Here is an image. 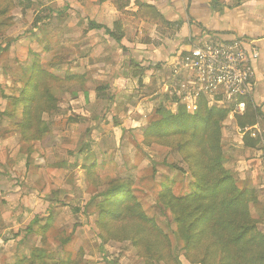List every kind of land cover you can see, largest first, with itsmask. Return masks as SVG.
I'll return each instance as SVG.
<instances>
[{"label":"crops","instance_id":"0c3cea01","mask_svg":"<svg viewBox=\"0 0 264 264\" xmlns=\"http://www.w3.org/2000/svg\"><path fill=\"white\" fill-rule=\"evenodd\" d=\"M114 1L117 0L19 3L22 13L32 15L29 25L36 16L40 18L17 42V46L27 45L26 55L16 50L13 59L17 62L9 65L1 59L0 84L3 80L12 83L13 95H18L36 59L44 71L61 72L59 79L74 78L62 85L65 90L58 96L57 112L44 117L47 121L53 117L54 123H48L50 133L39 141L21 139L15 127L17 120L3 115L8 103L0 97V264H48L50 254L42 250L49 238L59 242L63 255L59 258L55 253V262L68 260V256L64 257L68 246L81 240L72 237L67 242L60 227H51L55 219L60 222L67 209L75 211L72 207L78 195L74 189L68 191L66 169L83 173L87 166L97 168L104 161L109 164V147L122 154L135 152L141 146L146 122L158 118L159 106L177 105L164 93L170 84L171 65L200 40L243 39L259 50L250 99L256 124L246 129L260 143L256 148H247L240 136L238 145L251 160L231 158L229 162L226 156L223 160L229 172L239 171V180L246 174L257 192L264 188V0H128L124 11H119ZM89 22L106 28L111 35L88 29ZM72 32L76 33L71 35ZM78 36L84 37L83 43L74 42ZM58 39H64L60 46L65 47L52 46ZM43 56L51 59L44 64ZM19 58L25 59L18 62ZM72 85L73 93L68 89ZM70 117L75 118L73 126ZM230 126L242 135L236 124ZM225 131L229 130L223 128ZM113 135L118 138L116 143L112 142ZM82 140L90 144L85 152ZM78 147L81 152L76 156ZM82 183L85 187L90 184L87 179ZM257 192L261 201L264 192ZM30 239L36 240L34 246L27 244Z\"/></svg>","mask_w":264,"mask_h":264},{"label":"rangeland","instance_id":"374dc122","mask_svg":"<svg viewBox=\"0 0 264 264\" xmlns=\"http://www.w3.org/2000/svg\"><path fill=\"white\" fill-rule=\"evenodd\" d=\"M20 1L0 0V65L2 64L1 59L6 60L3 64L8 65L16 61L15 58L13 59L17 55L16 50L21 55H26L27 45L18 44L17 46V42L32 30L33 24L29 25L32 15L27 17L28 13L24 11L22 13ZM78 30L79 28L76 32ZM76 32H72L71 35ZM83 38L78 36L74 42L76 43L78 40L82 42ZM60 42H64V39H58L52 46L55 49L65 47L60 46ZM45 43L49 44L48 41H42V44ZM75 43L72 41L73 46ZM89 51L90 48L86 53L87 60H89ZM11 53L14 55L11 56ZM68 58L67 55L66 60ZM24 59L19 58L18 62ZM49 59L51 58L48 56L42 57L44 64ZM54 74H57L55 77L62 75L58 71H54ZM68 89H71L72 93L74 92L73 85ZM51 90L55 98L58 99L59 94L63 93L65 89L62 84L51 82ZM4 92L7 96L4 95ZM14 93L13 84L3 80L0 84V97L9 103L5 97L17 96L13 95ZM168 104L166 107L175 113L177 105ZM7 106L9 107V104ZM160 107H164V105L161 104ZM57 110L58 104L56 111L51 115L53 116ZM43 119L50 125L54 120L53 117L49 121L46 118ZM75 122V118L70 117L69 123L72 126ZM149 123L150 121L146 122V126ZM230 124L235 125L236 122L226 118L221 124L222 157L226 156L228 161L231 158L232 160L241 158L244 162H248L251 158L238 145L239 139L243 138L246 131L245 129L239 130L242 134L239 135L238 131L234 130ZM223 128L229 131L223 132ZM249 135L251 139H256L251 136V131H249ZM117 140L118 138L113 135L112 142L116 143ZM119 140L121 141L123 138ZM188 140H191V133L174 139H162L161 142H142L141 140V146L136 147L135 152L130 151L132 153L125 152L124 154L121 151H113L112 147H109L111 156L109 164L106 165V161H104L102 166L98 165L96 168L94 163L93 167L89 163L91 166L83 169L84 174L78 173L79 171L75 173L72 168L66 169L64 177L68 181V191L74 189L73 193L76 194V197L78 195L74 202L76 206L72 207L75 211L71 212V209H67L63 217L58 219L60 222L57 223L55 219L52 221L51 227H56V229L60 227L61 231L59 232L63 233L67 242L72 237L81 240V242L78 241L68 246V253L64 257L68 256L66 259L71 260L74 264H81L82 260L83 264H257L258 260L256 259L260 256L264 257V197L258 201L255 195L257 190L251 185L250 176L245 174L244 179L239 180V171L235 172L236 170L231 169L232 171L228 173H230L232 181L236 183V189L239 192L246 191L249 194L246 196L247 200L251 198L250 192H253L252 198L255 195L253 203L243 205L239 212L236 210L221 211V201L232 195L231 189L227 186L216 197H208L201 202L199 198L192 203L186 202L184 197L193 194L194 191L200 196L204 192L203 187H207V185L205 186L206 182L211 187L218 181L222 173L220 171L209 173L211 175L209 179H205V174L201 173L205 172L209 160L213 161L215 156L214 145L218 136L212 129L200 133L187 146ZM87 142L82 140L83 152L90 145ZM184 145L186 148H183ZM79 147L75 151L76 156L81 152L78 150ZM73 156L74 153L71 157ZM115 157H117L116 160ZM189 159H194V165L197 166L192 168L188 163ZM85 179L90 183L87 187L82 183ZM117 185L129 190L134 195L140 204V210L148 218V223H141L135 218L136 216H123L105 224L104 229L99 228L97 204L103 200V193ZM258 192L260 195L264 192V188ZM180 198L183 199L178 201L177 199ZM207 207L212 208L214 220L222 223L227 220L231 222V225L225 227L226 225L222 224L216 233H213L212 226L208 225L211 222L203 226L197 225L196 219L201 213L206 212ZM110 209L114 210V207L111 206ZM183 209L185 211L196 209V212L193 216L184 219L180 213ZM237 215H241L239 221ZM241 226H250L247 227L248 234L241 243L234 245L231 243V238L242 230ZM106 227H108L107 233ZM186 227L192 228L187 231ZM75 232H78L77 238L74 236ZM52 233L51 235L54 234ZM108 235L110 239H106ZM122 237H125V240H120ZM34 238L40 237L34 236ZM30 242L34 246L36 240L30 239L27 244L30 245ZM44 243L45 249L42 251L50 254L46 263L54 264L55 253L59 258L63 256L59 252V242L55 238H49ZM79 243L82 246H79ZM40 246L42 247V245ZM212 250L213 254L210 255Z\"/></svg>","mask_w":264,"mask_h":264},{"label":"trees","instance_id":"16d2710c","mask_svg":"<svg viewBox=\"0 0 264 264\" xmlns=\"http://www.w3.org/2000/svg\"><path fill=\"white\" fill-rule=\"evenodd\" d=\"M116 8L119 11H124L128 4V0H117L114 1ZM39 22V18L36 16L33 21V26ZM88 29L102 30L104 33L111 35V33L104 27L96 25L94 23H88ZM74 76H66L65 79H59L47 71H44L38 64V59L33 62V66L25 75V79L22 83V87L17 96L5 97L8 99L9 107L3 113V115L9 119L17 120L15 127L21 136L23 141L34 142L41 140L44 136L50 133V125L44 121L45 115H51L57 109L58 99L52 94L51 82H58L59 84H64L70 81ZM246 109L242 116H236L235 122L237 127L243 131L246 128L253 127L256 124V119L254 112L252 110V105L250 99L245 100ZM195 110L192 112H187L185 108L178 105L176 112H171L170 109L165 107H160L156 110L158 118L151 120L150 123L145 127L142 133V142L159 141L162 139H174L178 136H184L191 133V140L195 139L200 133H205L207 130L212 129L214 133L218 136V140L215 142V156L213 161L209 160V163L205 167V179L210 178V174L215 171L222 172L220 178L211 187L206 182L203 187L204 192L201 195H197L194 191L193 194L188 195L185 198L186 202H195L199 198V201L206 200L208 197H216L220 194L224 187H229L232 191V195L221 201L220 209L224 212H230L236 210L239 212L241 207L244 205H249L255 201V195L250 192L251 198L246 199L249 194L246 191H238L236 189V183L232 181V177L229 171L224 167V160L221 153L220 146V133L222 129V122L225 120L229 114L226 109L209 107L207 101L204 98H200L196 104ZM191 140L186 142L188 146ZM243 144L247 148H256L260 143L259 139H251L249 132H246L242 138ZM186 145L183 148H186ZM213 149L212 147H210ZM188 163L193 168L194 159H189ZM195 163H197L195 161ZM198 163V167H199ZM197 166V165H196ZM199 175V174H198ZM205 183V181H204ZM103 200L97 204V209L99 211L97 223L103 227L108 222H113L118 217H134L138 219L141 223H148L149 220L146 215L140 210V204L136 201L133 194L129 190L124 189L121 186H114L108 191L103 193ZM161 199H163L161 197ZM183 198L177 199L178 201ZM113 206L114 210L110 207ZM212 208L207 207L206 212L201 213L196 219L197 225H208L212 226L213 233L218 232L219 228L223 224L225 227L231 225V222L224 220V222H217L213 219ZM196 209L191 211H185L183 209L180 213L185 218H189L194 215ZM136 214V215H135ZM238 216V221L241 219V215ZM126 217V218H127ZM246 226H241L242 230L231 238V243L237 245L241 243L247 236ZM47 226L44 227V229ZM106 227V233H107ZM189 231L192 227H186ZM102 229V230H103ZM110 239L109 235L108 238ZM120 240H125V237L120 238ZM213 254V250L211 254ZM208 255V256H210ZM257 264H264V257H259ZM54 264H74L71 260L61 261L60 263L54 262ZM224 264V263H222Z\"/></svg>","mask_w":264,"mask_h":264},{"label":"built area","instance_id":"2783aa9c","mask_svg":"<svg viewBox=\"0 0 264 264\" xmlns=\"http://www.w3.org/2000/svg\"><path fill=\"white\" fill-rule=\"evenodd\" d=\"M259 57V50L243 39L197 41L171 65V80L164 93L189 113L204 98L209 107L228 110L227 119L235 121L245 113V100L251 99ZM174 83L178 85L171 87Z\"/></svg>","mask_w":264,"mask_h":264}]
</instances>
